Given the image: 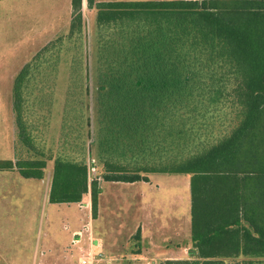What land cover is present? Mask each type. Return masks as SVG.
Segmentation results:
<instances>
[{"label": "trees", "instance_id": "16d2710c", "mask_svg": "<svg viewBox=\"0 0 264 264\" xmlns=\"http://www.w3.org/2000/svg\"><path fill=\"white\" fill-rule=\"evenodd\" d=\"M82 3L72 0L68 38L15 78L18 155L28 142L35 154L24 164L0 161V171L41 180L52 163L50 203L90 194L95 219L102 188L90 183L87 152L96 149L106 183L189 175L196 252L162 264H264V0H87L97 7L93 76L74 81L47 153L23 98L37 75H50L49 53L60 57L75 33L81 45ZM52 122L50 110L51 134ZM140 242L138 232L131 244Z\"/></svg>", "mask_w": 264, "mask_h": 264}, {"label": "rangeland", "instance_id": "374dc122", "mask_svg": "<svg viewBox=\"0 0 264 264\" xmlns=\"http://www.w3.org/2000/svg\"><path fill=\"white\" fill-rule=\"evenodd\" d=\"M132 1L164 0H96V3ZM81 13L83 17L81 45L78 41L79 35L75 33L71 42L65 40L66 47L60 57L49 53L44 59L49 61L50 75H37L29 83L23 98L26 100L24 106L29 124L37 127L38 130V133H33L35 138L38 137L36 144L40 148L44 147L47 153L50 152V138L61 136L68 95L73 84L76 83L74 81H83L86 74L89 78L93 76L91 70L95 62L97 44V7L90 8L87 0H83ZM74 19L72 0L1 1L0 51L16 49L14 51L17 55L21 54L20 57L25 64L51 42L58 38L67 39ZM50 110L53 112L52 128L55 127L53 134L50 132ZM21 147L22 152L19 149L21 154L19 153L17 161L19 164L30 162L35 154L28 149L32 147L30 142L22 144ZM84 158L89 166L90 183L97 180L102 188L98 218L96 217L95 220L93 217L91 198L90 206L82 203L81 210L72 206L70 211L60 214L62 224L59 228L57 227L59 222L55 224L52 223L54 221H50L49 225L45 220L40 219L41 214L38 216L40 210L35 207V201L30 203L28 209L24 204V214H34L37 218L24 219L22 227H0V264H81L83 258H90L96 264L98 255L92 253L96 239L87 232L88 230L82 229L85 224L87 228L91 225L92 232L98 238H104L109 246L110 250L108 248L104 250V257H115L114 264H129L125 261L128 258L126 243L137 235V229L145 219L143 193L145 190L149 191V186L143 183H106L102 179L103 169L97 162L96 149L92 151L91 156H88L87 152ZM49 166H52V163ZM155 177L154 185L148 194L161 199L166 198V201L170 189H177V192L182 189L185 195L188 194V179L191 176L156 175ZM157 183L160 184V190L157 189ZM169 205L168 203L166 206L171 209L172 206ZM165 209L169 213L170 210L166 207ZM68 213L72 217H68L67 220ZM81 219L83 222H80ZM63 222H69V232L63 229ZM78 226V229L84 231V238L76 237L75 239H81V243L75 244L70 235ZM132 245L137 246L136 243ZM193 251L196 252L194 247ZM191 254L190 258H193ZM3 256L5 258H2ZM167 260H157L153 264H162Z\"/></svg>", "mask_w": 264, "mask_h": 264}, {"label": "crops", "instance_id": "0c3cea01", "mask_svg": "<svg viewBox=\"0 0 264 264\" xmlns=\"http://www.w3.org/2000/svg\"><path fill=\"white\" fill-rule=\"evenodd\" d=\"M14 50L16 51V49L10 48L0 51V161H12L15 164L19 155L16 118L13 108V84L16 76L28 62L24 64L20 57L21 54L19 55L18 53L17 55ZM155 176H149V182L140 183L149 186V191H151L156 179ZM52 181V166H48L44 178L41 180L25 179L17 169L0 171V227H22L24 219H36L37 215L24 214V204L28 209L32 201H35V207L40 210L38 212V216L41 214L40 219L45 220L48 224L50 221H54L52 223L55 224L59 222L57 224L58 228L62 224L60 214L70 211L72 206L81 210L82 203L90 206V194L86 195L83 201L78 204H51ZM188 181L187 195L183 193L182 189L179 192H177V189H170L167 193V201L165 200L166 198L161 199L157 196H152V194H148L149 191H144L145 219L137 229V232L141 234V242L138 245L136 244L137 246H133L131 241L126 243V247L128 246V252H126L128 258L125 261H128L129 264H153L157 260L163 259L184 260L190 258V254L193 251L191 178ZM157 184V189L160 190V184ZM165 203H167L166 205L169 203V206H172L171 209ZM88 206L86 207L88 208ZM165 207L170 210L169 213L166 212ZM68 214V216L66 215L67 220L68 217H72L70 213ZM80 222H83V219ZM78 224L80 226V223ZM79 226L71 232L72 242L80 244L81 239L75 238L78 237V234H81L82 238H84L83 230H88L87 232L96 239L94 240L95 248L92 250L95 256L98 255L96 257L98 258L96 264H114L115 257H104V250L107 248L110 250L104 238H98L92 232L91 225L89 228H87L88 226L86 224L83 225V227L85 226L82 228L83 230L78 229ZM62 227L68 232L70 231L69 222H63ZM135 247L137 248L135 249ZM2 258L5 257L3 256Z\"/></svg>", "mask_w": 264, "mask_h": 264}, {"label": "built area", "instance_id": "2783aa9c", "mask_svg": "<svg viewBox=\"0 0 264 264\" xmlns=\"http://www.w3.org/2000/svg\"><path fill=\"white\" fill-rule=\"evenodd\" d=\"M78 237H82L81 234L77 235ZM95 262L93 260H91L90 258H83L81 259V264H94Z\"/></svg>", "mask_w": 264, "mask_h": 264}]
</instances>
